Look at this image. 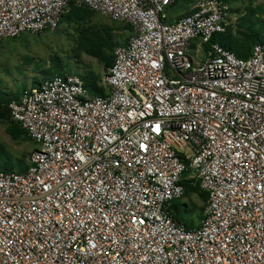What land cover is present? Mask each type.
Returning a JSON list of instances; mask_svg holds the SVG:
<instances>
[{
	"label": "built area",
	"instance_id": "built-area-1",
	"mask_svg": "<svg viewBox=\"0 0 264 264\" xmlns=\"http://www.w3.org/2000/svg\"><path fill=\"white\" fill-rule=\"evenodd\" d=\"M183 1L0 0V40L71 6L130 26L103 94L63 73L9 104L36 146L0 171V264H264V42L237 58L212 42L226 1L171 17ZM183 181L207 195L196 226L169 209Z\"/></svg>",
	"mask_w": 264,
	"mask_h": 264
},
{
	"label": "rangeland",
	"instance_id": "rangeland-1",
	"mask_svg": "<svg viewBox=\"0 0 264 264\" xmlns=\"http://www.w3.org/2000/svg\"><path fill=\"white\" fill-rule=\"evenodd\" d=\"M225 1L230 9L229 32L233 35L245 30V19H248V16L252 15L251 19L254 22L256 19H264V14L261 15L257 11V8L264 9V0ZM185 7L183 3L176 4L170 10L171 17L180 15L187 10L188 6ZM86 15L85 20L80 23L66 22L61 18L55 30L40 33L25 32L15 39L0 40V90L6 93H18L19 88L31 87L35 80L38 82L44 78L42 71H53L57 63L64 70L63 72L75 71L81 75L91 72L97 80H100L105 68L99 61L78 49V30L81 28L107 30L116 45L127 41L130 30H127L123 23L114 21L108 16L90 10ZM255 27L259 28L261 25ZM112 52L113 48L111 54ZM10 120L9 116L8 119L0 118V145L12 160L27 163L36 145L30 139H11L6 133ZM199 190L203 192L200 188ZM189 196L191 201L185 202L186 211L183 212L182 218L185 225H191V220L198 221L207 206V200H203L197 192H192Z\"/></svg>",
	"mask_w": 264,
	"mask_h": 264
},
{
	"label": "trees",
	"instance_id": "trees-1",
	"mask_svg": "<svg viewBox=\"0 0 264 264\" xmlns=\"http://www.w3.org/2000/svg\"><path fill=\"white\" fill-rule=\"evenodd\" d=\"M193 1L194 0H184L182 3L187 7V5ZM88 11L84 7L71 6L69 11L62 16V19L66 22L80 23L85 20ZM257 11L261 15L264 14V9L257 8ZM251 18H253L252 15L248 16V19H245L246 24L244 31H239L237 32V35H233L228 29L224 34L214 35L212 42L219 43L223 48L232 52L237 58L247 59L251 55L253 46L257 43L264 42V19H256L254 22ZM124 25L127 30H130L129 25ZM257 25H261V27L256 28L255 26ZM115 46L116 43H114L111 33L107 30L102 31L89 28H81L78 30V49L99 61L105 69L112 65L113 55L111 54V51ZM59 66L60 65L57 63V65L54 66L53 71H42V74L45 75L44 78H50L63 73L75 74L82 79L84 87L90 95L103 94V89L98 85L99 80H97L93 73L85 72L81 75L75 71L63 72L64 70ZM40 81L37 82L35 80L31 87L37 86ZM24 89L25 87L19 88L18 93H6L0 90V118L8 119V116L11 118L8 106L12 101L19 99L20 94ZM11 120L6 128L7 135L13 140L19 138L30 139L27 132L21 128L17 122ZM26 168L27 163L12 160L11 156H9L5 149L0 145V171L22 172ZM182 185L184 188V195L187 196L189 201H191L189 195L192 192H197L203 200H207L206 193L199 190L198 184L192 185L187 181H183ZM169 209L174 212V217L178 221H184L182 218L183 212L186 211V206L181 200L172 201Z\"/></svg>",
	"mask_w": 264,
	"mask_h": 264
},
{
	"label": "crops",
	"instance_id": "crops-1",
	"mask_svg": "<svg viewBox=\"0 0 264 264\" xmlns=\"http://www.w3.org/2000/svg\"><path fill=\"white\" fill-rule=\"evenodd\" d=\"M198 222H199V220L196 221V222H194V221L191 220V225H189V226H196L198 224Z\"/></svg>",
	"mask_w": 264,
	"mask_h": 264
},
{
	"label": "water",
	"instance_id": "water-1",
	"mask_svg": "<svg viewBox=\"0 0 264 264\" xmlns=\"http://www.w3.org/2000/svg\"><path fill=\"white\" fill-rule=\"evenodd\" d=\"M38 85V84H37Z\"/></svg>",
	"mask_w": 264,
	"mask_h": 264
}]
</instances>
